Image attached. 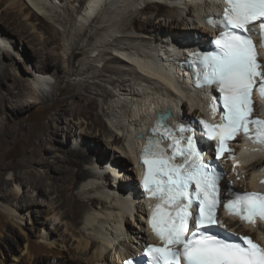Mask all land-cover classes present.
<instances>
[{
	"label": "bare ground",
	"instance_id": "bare-ground-1",
	"mask_svg": "<svg viewBox=\"0 0 264 264\" xmlns=\"http://www.w3.org/2000/svg\"><path fill=\"white\" fill-rule=\"evenodd\" d=\"M118 3L120 10L112 11ZM215 7L159 0H0V153L12 136L23 135L29 149L0 168V243L18 239L13 227L22 238L9 262L0 251V264H121L155 243L146 228L147 205L136 194L137 147L158 110L189 118L198 111L188 93L177 95L175 82L152 58L177 66L186 51L206 45L216 33L204 26L201 13ZM97 24L87 38L95 39L87 46L94 54L73 65ZM65 78L74 79L66 92ZM62 93L66 97L59 100ZM196 97L204 107V95ZM41 104L52 111L30 130L26 119L10 116ZM243 162L222 164L236 187L255 190L264 152ZM25 210L35 216V239L21 228ZM222 219L227 229L264 247V226Z\"/></svg>",
	"mask_w": 264,
	"mask_h": 264
},
{
	"label": "snow or ice",
	"instance_id": "snow-or-ice-1",
	"mask_svg": "<svg viewBox=\"0 0 264 264\" xmlns=\"http://www.w3.org/2000/svg\"><path fill=\"white\" fill-rule=\"evenodd\" d=\"M222 2L227 5L223 16L205 21L220 29L214 41L216 51L192 54L197 65L195 86L219 88L220 95L213 97L210 106L215 115L217 105L222 104L219 124L199 121L201 135L215 141L217 160L226 152L232 155L228 143L239 134L264 149V120L253 118V92L264 99V66L258 62L256 46L247 34L258 29L264 49V0ZM168 116L158 117L152 129L158 138L146 141L139 158L144 192L156 201L148 224L160 242L159 246H145L147 264H264V247L249 237L239 238L243 244L218 238L222 224L216 217L222 204L241 222L252 226L257 221L264 223V194L229 189L225 197L222 173L204 160L195 124L178 122L175 128H169L163 123ZM249 125L254 128V136ZM165 142L167 147H161ZM125 264L138 262L129 260Z\"/></svg>",
	"mask_w": 264,
	"mask_h": 264
},
{
	"label": "rangeland",
	"instance_id": "rangeland-1",
	"mask_svg": "<svg viewBox=\"0 0 264 264\" xmlns=\"http://www.w3.org/2000/svg\"><path fill=\"white\" fill-rule=\"evenodd\" d=\"M121 4V3H120ZM119 3L117 5H115L114 7L112 6L111 8L113 9L112 11L114 12H118L120 9L118 8V5H120ZM118 9V10H117ZM7 21L14 23V19L11 18L10 16H7ZM100 26L99 24L97 25H93L91 28H89L88 32H87V36L86 39H84L81 42V46L79 48V50H77V56L74 58L73 60V65H78L80 63V61L82 59H87L88 56L93 55L94 53H92L91 51L89 52L87 49V46L90 45L91 43H93V41L95 40H90L88 41L87 38L94 33V28ZM110 33H105L103 38L105 40H109L110 39ZM86 45V46H85ZM65 53H68V50L65 49L64 50ZM103 64V62L101 63H97V65L101 66ZM74 79L69 80L67 78H65L63 80V87H64V91L66 92L69 87L70 84L73 83ZM66 97V93H62L61 95H59L57 98L60 100L62 98ZM47 106V105H46ZM45 106V104H41L38 105L34 108H32L31 110L23 113V114H11L10 116H15L17 118H19L20 121H23L24 119H26V127H28V129L30 130L33 125H39L41 123L46 122V118L47 116H49V114L52 111V108H47ZM44 108V109H43ZM29 112V113H28ZM24 115V116H23ZM8 147H6L3 151H1L0 153V168L7 164V163H16L19 160H21L24 157V154L29 151L27 143L25 142L23 135L19 136L17 139L12 136L10 139V143L7 145ZM55 161V158H54ZM41 173V170H43L42 168L38 169ZM22 216V222H21V228L24 230L25 234L27 233V236L35 239L36 238V234H37V226L35 227L33 220L35 216H32V214L30 213V211H22L21 214ZM35 215V214H34ZM13 229L15 230V234L16 237L18 239L21 238V234L17 231L16 227H13ZM13 230V231H14ZM35 230V231H34ZM34 231V232H33ZM12 237V236H11ZM18 239H10L8 241L7 244H1L0 243V251L2 252V259L3 262L7 263L9 262V257L12 254H17L18 249L21 248V244L19 243ZM22 239V238H21ZM20 239V240H21ZM19 243V244H18ZM1 257V255H0ZM21 257V256H20ZM23 261L20 260V263H22Z\"/></svg>",
	"mask_w": 264,
	"mask_h": 264
},
{
	"label": "water",
	"instance_id": "water-1",
	"mask_svg": "<svg viewBox=\"0 0 264 264\" xmlns=\"http://www.w3.org/2000/svg\"><path fill=\"white\" fill-rule=\"evenodd\" d=\"M169 114V113H168ZM160 116V115H159Z\"/></svg>",
	"mask_w": 264,
	"mask_h": 264
}]
</instances>
